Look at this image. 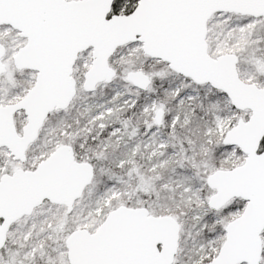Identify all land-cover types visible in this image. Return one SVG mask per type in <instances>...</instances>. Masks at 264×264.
<instances>
[{"label": "snow or ice", "instance_id": "snow-or-ice-1", "mask_svg": "<svg viewBox=\"0 0 264 264\" xmlns=\"http://www.w3.org/2000/svg\"><path fill=\"white\" fill-rule=\"evenodd\" d=\"M0 264H264V0H0Z\"/></svg>", "mask_w": 264, "mask_h": 264}]
</instances>
